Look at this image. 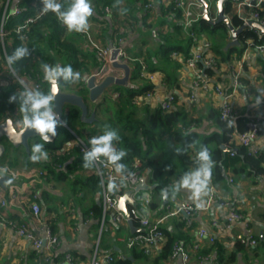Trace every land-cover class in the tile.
Segmentation results:
<instances>
[{
    "label": "trees",
    "instance_id": "obj_1",
    "mask_svg": "<svg viewBox=\"0 0 264 264\" xmlns=\"http://www.w3.org/2000/svg\"><path fill=\"white\" fill-rule=\"evenodd\" d=\"M8 1L0 0V19ZM112 1L100 0L99 4L103 5V7L109 5L112 8L115 3ZM212 1L211 7L214 8L218 0ZM58 2L66 9L70 0H58ZM39 3H41V0H23L20 5L26 9L24 14L21 17L10 16L6 22L7 35L5 45L8 54H11L15 48L20 46L28 47L31 53L28 57L13 65L16 69V74L20 78L40 84L42 91L51 94L50 83L43 79L42 64L54 65L62 63V65H71L74 70L81 73V79L78 82L69 84L62 82L60 87L64 91L69 92L73 91L72 86H76L78 94L83 95L86 99V103L89 106V114L96 112L97 120L93 124L83 123L81 120L82 110L73 106L64 111L63 121H66L68 127L87 142L92 137L101 135L105 125L118 131L120 140L114 142V146L117 149H125L128 153L121 161V163L126 165V172L122 177L131 173L134 170V162L139 160L142 163L141 170L144 173L149 172L147 183L152 186L157 185L152 191V200L149 205L151 211L155 213L153 221H156L168 211L169 206L168 204H163L164 200L161 196V190L173 185L185 172L195 167L196 152L201 144L207 145L213 160L219 164L216 172L217 181L224 179V171L228 169L233 171L235 177H241L244 174L250 176L256 185L264 180V149L259 150L257 154H252L249 149L238 146L234 137L236 134L244 133L248 130L249 121L246 118L237 116L235 125L229 127L228 122L222 119L221 110L212 111L210 116L216 121L220 133L208 138H202L194 129L199 126L201 119L193 118L184 107L175 105L177 96H175L173 103L175 107L170 111L165 110L162 105L152 109L146 102L136 103L135 97L138 94L154 93L156 89L155 85L141 78L139 61H135L132 64L133 72L131 77L132 83H136L139 86L129 88L116 86L111 93L104 94L99 103L91 102L88 97L89 91L84 83V76L90 73L91 68H100L102 62L93 50L90 55L83 53L76 36L83 38L86 35L74 31L69 32L52 12L42 15L27 29L18 30L27 17L36 15ZM230 11V4H227L226 13L228 14ZM128 13L131 12H126L125 14ZM164 13L166 15L165 23L170 26V30L161 34L163 47L156 54L157 63L154 57H149V59L142 57V59L136 56L133 58L142 59L146 62L150 72L162 74V81L169 88L178 86L176 73L180 69V65L172 59V54L177 52L188 57L194 44V38L201 40L204 35H208L211 38V51L216 56V67L205 68L203 64L199 63V68L202 71L204 70L206 77L214 76L217 71L221 70L222 64L233 63L232 56L234 53H237L238 59L241 60L248 41H251L252 48L264 42V38H260L257 32L246 30L240 35L242 50L232 48L226 52V38L229 30L224 23L212 25L208 20L200 18L199 21L186 30L183 11L176 8L175 3H170V7ZM261 14L264 15V12ZM169 15L170 19L168 18ZM129 17H131L133 23L136 22L135 16L129 15ZM232 25L240 28L244 24L241 18L235 15L232 17ZM118 31L116 29V35ZM121 35L125 36V33ZM121 35L118 34L117 37ZM112 38L115 39L114 35ZM258 65L257 80L261 83L262 91H256L255 99L257 95L264 94V57L258 58ZM231 70L232 68L230 67V72ZM244 79L246 78L244 77ZM23 88L16 81L14 84L0 89V123L4 122L8 117H12L15 122L21 119L18 105L9 103V97ZM227 90L230 91L228 88ZM114 94H118V96L116 97ZM62 130L64 132L63 136ZM186 133L190 134L185 135ZM259 134H264V126L260 128ZM59 138L63 140L60 145L57 144ZM72 138L73 135L68 129L64 126L59 127L56 142L45 144V149L48 151L49 156L47 161L32 162L30 160L31 152L29 153L25 150L22 159L15 158L10 160L9 166L12 168L41 169L46 173L48 182L55 184L66 183L68 180L72 181L70 196L74 205L78 206L90 201L86 214H91L90 217L96 220L98 227H100V221L103 216V207L99 205L100 198H98L101 193L100 179L94 173V167L90 169L83 167V154L78 147H73L65 153L62 152L64 143ZM34 143L43 144L44 141L40 138H34L31 140L30 145L32 146ZM190 143L193 146L187 147ZM172 144L176 145L174 151L171 150ZM223 145H225L227 151L221 148ZM176 148L181 149L182 152L177 153ZM233 149L236 150L235 156H231ZM9 154L10 152L3 159L9 158ZM123 190L124 188L119 193L122 194ZM169 198L171 199V195ZM47 200H49L48 197ZM59 210L55 205L51 207L48 205L47 207V212L58 213ZM237 212L242 213L241 211ZM166 224L159 228L165 236V242L159 250L155 251L157 252L156 254L148 253V248L143 244L133 246L129 255L119 254L114 248L118 244L117 239L112 238L108 241L105 239L104 236L109 232L106 228L103 231L101 246L106 251H112L115 256H121L117 264H133V261L128 256H132L136 261L140 259L149 260L154 257V264H161L172 257L177 245L184 249L190 247L193 239L191 231L195 227L193 219L183 215L173 220L171 228L170 224ZM135 226L138 228L139 224L136 223ZM52 229L55 230L54 222ZM257 239L261 245H264V240ZM244 248L245 245L239 241L237 251L225 258L224 247L215 243L209 250L196 251L193 259H206L214 251L218 252L221 263H232L236 261L237 254ZM71 253L77 258L75 253ZM34 254L39 260L46 261V257L43 255H39L36 252ZM66 254L55 252L54 256L49 260V264L64 262ZM81 260L86 261L85 258Z\"/></svg>",
    "mask_w": 264,
    "mask_h": 264
},
{
    "label": "crops",
    "instance_id": "obj_2",
    "mask_svg": "<svg viewBox=\"0 0 264 264\" xmlns=\"http://www.w3.org/2000/svg\"><path fill=\"white\" fill-rule=\"evenodd\" d=\"M171 0H113L114 6L111 8L112 13L106 11L107 7L99 4L100 0H91L94 14L89 18L88 33L92 40L96 43L105 46L111 45L117 40V35L125 33V49L131 57H154L157 63L158 59L156 54L162 49V32L169 31L170 26L165 23L166 9L170 7ZM189 0H184L188 2ZM23 0H11L9 3V13L16 7L21 6ZM146 2L153 4V9L146 10ZM145 3V4H144ZM231 10H235V16L238 13H245L246 8H241L239 3L232 2L230 4ZM241 8V9H240ZM216 9V7H214ZM126 12H131L125 14ZM134 15H133V14ZM129 15L135 16L136 22L133 23ZM170 19V15L168 16ZM163 24V25H162ZM116 29L118 33L116 35ZM173 30V29H172ZM84 33H82L83 35ZM86 35V34H84ZM114 35V38L113 37ZM229 36V34H228ZM85 37V38H84ZM83 38L76 36L77 41L85 55H90L92 48L88 40L87 35ZM206 39L211 40L208 35H204ZM230 43L228 37L226 38V45ZM6 44V43H5ZM200 46H194L195 50ZM191 49H193L191 47ZM190 49V50H191ZM253 49V48H252ZM7 48L0 47V89L14 84L16 81L11 75L6 64ZM185 57L184 54H181ZM214 55V54H213ZM237 55L234 53L233 56ZM232 56V57H233ZM258 56L255 50L243 51L242 58H248L251 60V68L247 70L245 78L243 80L244 86L234 93L233 106L235 107L238 116H243L249 121L251 118L260 116L264 118V102L258 107H254L255 93L261 90V83L257 80L258 76ZM143 59V58H142ZM173 59V57H172ZM180 65V69L177 70L178 86L169 88L162 81V74L157 72L158 81L155 84L156 89L153 96L145 102L153 108L161 105L167 96L174 94L177 96L178 107H184L189 114L195 119H201L199 126L195 127L202 138H208L220 133V129L217 128L216 121L212 119L210 113L212 111H219L222 105V97L216 93L217 87H225L231 91V65L222 64L221 70L217 71L214 76L206 77L204 82L196 88L194 87V79L192 71L186 68L184 65L173 59ZM233 61V60H232ZM147 64V63H146ZM99 67L91 68L89 74L84 77H91L98 71ZM118 77H122L124 73L122 71H115ZM140 83V82H139ZM130 86H139L136 83H132L130 80ZM72 93H77L76 86H72ZM114 87L107 90L106 93H111ZM105 93V94H106ZM195 95V99L191 100V96ZM103 96L99 98L98 103ZM173 106V108L175 107ZM175 144L171 145V150H175ZM222 147V146H221ZM225 150V145H223ZM254 147L258 150L264 149V134H259V137L254 143ZM25 149H11L9 158L3 159V163L0 165L9 167L11 170L19 171L20 173L31 170L23 167H10L9 161L15 158L22 159ZM218 163L215 161L213 168L212 180L210 187L212 191L202 197L203 207H209L208 210L197 213L193 218L195 223L194 229L191 231L193 235L192 244L188 249H191L194 244L199 246V250H209L215 243L224 247V257H228L237 251L238 243L240 239L248 233V230L259 239H261V233L264 234V180L260 181L258 185L254 183V180L244 174L241 177H235V174L231 169L224 171V179L217 181L216 172ZM45 179V180H44ZM233 179V181H231ZM18 184V191L22 194L19 198L20 203L18 206L8 207L6 209H0V214L4 215L9 221L23 224L30 222V216L26 213L29 212L26 206L29 202V195L37 193L39 195V202L42 205V217L55 226L54 232L60 237V244L56 250L58 254H65L73 252L78 258H85L86 261L90 259L95 242L99 235V229L97 221L92 219L91 214H86L87 208L90 206V201H86L81 205H74L70 196V188L72 181L62 184H55L48 182L45 177L38 180V183L34 187H28V179L23 176L19 180L15 181ZM27 192V197L23 195ZM8 185L7 187L0 188V193L5 198H9ZM145 191L142 192V195ZM47 197L49 200H47ZM215 197V201L212 198ZM99 198V196H98ZM178 203H186L196 205L188 193L187 190H181L175 197ZM72 200V201H71ZM100 200V199H99ZM100 202V201H99ZM48 205L51 207L55 205L59 212H47ZM241 211L245 216L241 221H227L230 212ZM72 210H74V217H72ZM154 213V212H153ZM155 214V213H154ZM176 217H171L164 223V225L170 224V228L173 225V220ZM215 219H219L218 227H213L212 223ZM1 222V219H0ZM32 226V225H31ZM201 229L208 230L215 237V241L211 242L209 238H200L199 232ZM106 230L109 232L105 235V239L116 238L117 245L114 246L115 251L119 254H130L128 242L130 238L136 233L133 232L130 225H119L112 220V215L108 216ZM116 248H118L116 250ZM109 250V249H108ZM148 253L156 254L152 250H148ZM192 258H195V252L192 251ZM133 264H154L151 257L149 260L140 259L134 260L132 256ZM50 261H41L34 254V250L30 243L21 238L18 233L9 226H4L0 223V264H49ZM62 264V262L54 263ZM161 264H186L182 255L172 257L169 260L163 261ZM191 264H198L193 259ZM204 264H264V245H257L256 247L245 246L241 252L237 254L235 262L221 263L218 252H211L208 259Z\"/></svg>",
    "mask_w": 264,
    "mask_h": 264
},
{
    "label": "built area",
    "instance_id": "obj_3",
    "mask_svg": "<svg viewBox=\"0 0 264 264\" xmlns=\"http://www.w3.org/2000/svg\"><path fill=\"white\" fill-rule=\"evenodd\" d=\"M212 4V0H208ZM175 3V7L178 9H182L184 24L186 30L192 27L200 18H204L206 13L204 12V7L201 2L198 0H189L188 2H184V0H171L170 3ZM239 3L241 8H246L247 11L245 13H238V17L241 18L243 24H249L250 21H255L264 26V15L261 13L264 12V0H241L236 1ZM9 3L10 0L6 3L2 17L0 19V47L5 48V38L7 35L5 26L7 19L10 16L21 17L24 14L25 8L18 6L12 12L9 13ZM208 9V15L212 20H216L217 18V9L211 7ZM43 7L42 2L38 4V11L35 16H29L24 20V23L18 28L19 31L27 29L31 24H33L37 19H39L43 13L40 12ZM153 4L148 2L145 5L146 10L153 9ZM240 8V9H241ZM106 11L108 13H112V9L107 7ZM215 12V13H214ZM248 30H253L258 33L260 38H264V34L259 30L254 29L249 26ZM87 35L88 40L90 42V46L93 51L96 52L100 61L102 62V66L99 68V72L97 73V79L100 83L105 77L109 75H113L118 77L116 73L113 72L119 69H115L113 67L112 53L113 50H118L119 53L117 55L116 61L118 63H125L129 65L133 72V63L135 61H139L140 63V76L141 78L147 80L150 84L155 85L158 81L157 73L150 72L146 62L142 59H134L129 56L125 49V36L121 35L117 37V40L112 43L113 47L110 45L102 46L96 43L91 39L88 31L83 32ZM228 41H232V35L229 32ZM247 45L250 46L247 47ZM245 50H250L252 48L251 41L247 42ZM194 46H200L199 49L195 50ZM193 49L190 51V55L188 57H183L181 54L175 52L172 54L173 59L177 60L179 63L184 65L186 68L192 71V76L194 79V87H198L201 82H204L206 79L205 72L199 68V63L203 64L205 68H215L216 67V58L213 56V52L211 51V41L203 37L201 40L194 38V44L192 46ZM242 48V47H241ZM256 51V54L260 57H264V42L261 45L253 48ZM233 63L235 65H231V91H228L225 87H218L216 89V93L222 97V105H221V115L222 119L226 122L229 120H234L238 116V113L233 106V96L236 91L243 88L244 82L243 79L248 69L251 68V60L248 58L238 59V56H233ZM7 64V61H6ZM232 64V63H231ZM8 67V65H7ZM9 69V67H8ZM10 71V70H9ZM124 73L123 70H119ZM124 76V75H123ZM122 76V77H123ZM17 78H14L15 81H18L23 87L29 88H39L41 90V86L38 83H34L25 78H20L17 75ZM121 77V76H120ZM89 77L84 78V83L86 85ZM22 82V83H21ZM114 96H118V94H114ZM153 96V92L138 94L135 97L136 103H144L146 100L150 99ZM195 99V95L191 96V100ZM175 100V95L170 94L165 98V100L161 103L162 107L165 110H172L173 103ZM63 120V119H62ZM264 126V118L257 116L251 118L248 122V130L244 133L236 134L235 140L238 146L245 147L249 149L250 153L257 154L259 152L258 149L254 147V143L256 139L259 137L260 128ZM68 131L71 132L73 138L64 143L62 152H68L73 147H78L80 152L83 154V150L90 147L89 142L80 137L75 131L68 127L67 124L64 126ZM236 150L233 149L231 156H235ZM142 163L139 160L134 162V170L128 175L122 177L117 174L111 164L104 163L103 159L94 167V173L99 177L101 183V193L99 194L100 202L103 207V216L100 221V229L99 235L95 242L93 251L91 253V257L88 261H82L80 258L74 257V255L69 252L65 255V260L62 264H117V261L121 259V256H115L112 251H106L101 246L103 231L106 228L107 219L109 215H112L113 222L119 225H130V221L139 224L138 228L142 229V232H136L132 238H130L128 242L129 248H132L135 245L143 244L148 250L157 251L161 248L163 243L165 242V236L162 231L159 229L167 220L171 217H178L183 215L189 219H193L197 213L206 211L209 207H200L197 208L196 205L186 204V203H178L177 199L169 198L168 199V211L165 215H162L156 221L154 220V213L149 208V205L152 200V191H149V195L145 198L142 195L144 190H137L138 186L141 184L142 179L145 175L148 176V173H144L141 170ZM0 168H7V172L4 175L10 177L11 182L7 181L5 187L8 185L9 198L2 196L0 193V209H6L12 206H18L20 203L19 198L22 197V194L18 191L17 180L20 177L25 176L28 179V187H34L38 180L46 177V173L41 169H31L25 172L20 173L16 170H11L9 167H5L0 165ZM45 180V179H44ZM147 180V177H146ZM233 181V179H231ZM110 184H114L115 187H109ZM148 184V183H147ZM150 185V184H148ZM152 186V185H150ZM1 188V186H0ZM123 190V193L120 194L119 191ZM127 191H132L130 195V200L133 203H136V206L128 205L129 209V217L126 214L118 209L119 199L124 196ZM27 192L25 198L27 197ZM164 200V199H163ZM212 201H215V197L212 198ZM140 205V207H138ZM26 209L29 211L26 213L30 216V222L18 224L12 221H9L4 215L0 214L1 224L4 226H9L13 228L18 235L27 240L32 246L34 252L39 255H43L46 257V261H49L56 252L59 244L60 237L58 234L54 232L52 229V225L47 219L45 220L42 217V205L39 202V195L37 193H33L29 195V202L26 206ZM144 210H148L147 216L144 215ZM72 217H74V210H72ZM245 216L243 213H239L232 209L230 215L227 218V221H241L244 220ZM32 225V226H31ZM219 219H215L212 223L213 227H218ZM200 238H209L211 242L215 241V237L208 232L206 229H201L199 232ZM240 243L244 244L248 247H256L259 245V240L257 237L248 230L246 236L240 239ZM199 246L194 244L191 249H184L177 245L172 257H177L178 255H182L186 264L192 263V254L191 252L198 251ZM171 257V258H172ZM208 258L206 259H195L196 263L204 264Z\"/></svg>",
    "mask_w": 264,
    "mask_h": 264
},
{
    "label": "clouds",
    "instance_id": "obj_4",
    "mask_svg": "<svg viewBox=\"0 0 264 264\" xmlns=\"http://www.w3.org/2000/svg\"><path fill=\"white\" fill-rule=\"evenodd\" d=\"M41 2L43 7L40 12L43 14L54 13L69 32L83 33L88 30L89 18L94 14L91 0H70L66 9L58 0H41ZM30 54V49L25 46L17 47L11 54H6L7 65L14 78L18 79L13 65ZM41 68L43 79L46 82L62 81L69 84L76 83L81 79V73L74 70L71 65L44 63ZM55 100L54 95L45 93L39 88L29 87H24L9 97V103H16L21 114V119L16 121L17 126L34 131L44 141L43 144L34 143L31 146L30 160L32 162L48 160L49 156L45 144L51 143L52 138L57 135V128L66 124V121L61 119L59 112L55 110ZM262 102H264V94H259L256 96L253 106L258 107ZM233 125H235V121L230 119L228 126ZM189 134L186 133L185 135ZM119 140L118 131L105 125L103 133L92 137L89 140L90 147L83 150V167L93 168L103 159L104 163L111 164L115 172L123 176L126 172V165L121 161L128 153L127 150L117 149L114 146V142ZM192 146L191 143L187 145V147ZM176 151L177 153L182 152L178 148ZM214 166L215 161L207 145L201 144L196 152L195 167L185 172L173 185L163 188L161 190L162 198L167 200L171 195V198L175 199L181 190H187L190 198L196 202L197 208L203 207L202 197L207 196L212 191L210 185ZM7 171V168H0V177ZM109 187H115V185L110 184Z\"/></svg>",
    "mask_w": 264,
    "mask_h": 264
},
{
    "label": "water",
    "instance_id": "obj_5",
    "mask_svg": "<svg viewBox=\"0 0 264 264\" xmlns=\"http://www.w3.org/2000/svg\"><path fill=\"white\" fill-rule=\"evenodd\" d=\"M203 4V9L206 15L204 16L205 20H208L212 25H218L221 23H224L229 32L232 35V41L228 43L225 47V51L228 52L232 48H241L242 44L240 42V35L249 29V26L259 30L261 33L264 34V26L260 23H257L255 21H250L249 24H244L240 28H236L232 25V17H230L226 13V6L227 4H231L232 2L241 1V0H218L216 4L217 9V18L216 20H212L208 13V9L210 7L211 2L208 0H198ZM113 47V45H110ZM119 51L113 50L112 53V60H113V67L115 69L123 70L124 76L123 77H116L113 75H109L105 77L100 83L97 79V73L98 71L88 78L86 83V88L89 91V100L93 103H98L99 98L103 96L107 90H109L111 87H131L129 82L132 77V69L129 65L125 63H118L116 61L117 55ZM62 65V63H60ZM204 74V71H203ZM50 83V90L51 94L56 97L55 100V110L59 112L61 119H63L64 111L70 107L76 106L79 107L82 110L81 114V120L83 123L86 124H93L96 119V112H93L89 114V106L86 103V99L83 95L72 93V92H66L64 91L60 85L62 81L58 82H49ZM58 129L57 128V135H58ZM57 135L52 138L51 143H55L57 140ZM34 138H40L37 134L34 133V131L31 130H25L23 128H20L17 126L16 122L12 119V117H8L4 122L0 123V161L8 154V152L11 151V149H19L24 148L27 152L30 153L31 145L30 142ZM224 149V147H221ZM224 151H227L225 148ZM147 175H145L142 179L141 184L138 186L137 190H144L145 194L143 195L145 198L149 195V191L156 188L155 186H150L147 184L146 180ZM7 181H11L10 177L7 175H3L0 177V186L5 187V183ZM132 194V191H127L124 196H122L119 199V205L118 209L126 214L127 217H129V209L128 205L136 206V203L131 202L130 195ZM168 203V199L163 201V204L165 205ZM99 205H101V202H99ZM148 210H144V215L147 216ZM130 227L133 232H142V229L137 228L133 222L130 221ZM261 240H264V234L261 233ZM118 248H116L117 250ZM132 259V258H130Z\"/></svg>",
    "mask_w": 264,
    "mask_h": 264
},
{
    "label": "rangeland",
    "instance_id": "obj_6",
    "mask_svg": "<svg viewBox=\"0 0 264 264\" xmlns=\"http://www.w3.org/2000/svg\"><path fill=\"white\" fill-rule=\"evenodd\" d=\"M235 14V10L233 9V10H231L229 13H228V15L230 16V17H232L233 15ZM247 47H249L250 48V46L249 45H247ZM239 50H242L241 48H238ZM251 50H253L252 48H251ZM213 56H215V55H213ZM216 57V56H215ZM219 58V57H218ZM63 134H64V132H63V130H62V136H63ZM61 143H63V140L61 139V138H59L58 140H57V144L58 145H60ZM3 160V159H2ZM1 160V161H2ZM238 178V177H237Z\"/></svg>",
    "mask_w": 264,
    "mask_h": 264
}]
</instances>
